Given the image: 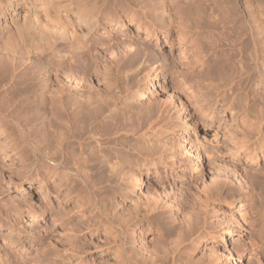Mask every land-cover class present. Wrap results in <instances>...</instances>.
<instances>
[{
  "label": "bare ground",
  "instance_id": "1",
  "mask_svg": "<svg viewBox=\"0 0 264 264\" xmlns=\"http://www.w3.org/2000/svg\"><path fill=\"white\" fill-rule=\"evenodd\" d=\"M217 1L0 0V227L17 239L31 240L34 248L33 258L26 259L20 250L2 246L0 264L35 260L38 264H228L227 260L237 264L236 258L245 255L258 258L264 250V167H255L246 179L239 176L247 185L244 191L221 179L220 171L214 173L203 191L206 212L217 200L226 206L237 204L238 212L232 219L217 216L221 236L215 235V228L198 232L206 229V223L201 221L197 228L190 218V193L187 189L176 194L167 190L162 171L167 155L145 139L154 123L163 122L164 130L173 129V118L164 107L135 101L139 97L149 101V95L160 87L153 83L151 91L147 84L150 73L162 62L148 48L150 39L157 41L158 35L170 49L176 48L180 66L173 68L181 76L204 68L205 54L200 52L198 36L215 33L212 31L222 9ZM247 24L251 44L244 43V38L236 39L237 64L226 66L218 79L242 73L243 81L229 79V86L243 92V83L250 89L235 98L256 108L255 136L247 138L239 132L241 112L234 110V98L227 102L216 99L209 118L216 116L220 122L214 130L202 128L204 133L195 149L202 147L204 154L218 161L223 159L224 150H231L232 158L226 164L234 167L242 159L254 165L259 154L264 155V58H260L264 57V42L259 43L264 35L254 30L251 22ZM129 25L144 38L128 32ZM210 35V44L216 45L215 35ZM230 57L226 56L229 61ZM245 58L251 67L244 63ZM164 59L161 68L168 69ZM96 78L102 80L105 92L84 97ZM12 97L11 109L10 104L4 105V99ZM24 105V111L30 113H36V106L44 108L46 136L53 139L59 133L60 137L55 154L51 147L45 153L31 144L21 122L26 116L15 114ZM190 125L185 121L183 141ZM24 147L29 148L28 153ZM194 157L193 165H197L199 153ZM151 170L160 181L149 183V196L134 198L135 189L148 183L145 178ZM173 173L172 178L177 174ZM23 190L27 195H38L37 206L23 194L11 202L3 199L5 193ZM118 204L123 207L118 209ZM247 207L253 211L249 222ZM237 215L242 223L247 222L248 245L234 251L214 249L206 263L203 259L194 261V253L208 239L221 237L224 241L233 232L244 230L235 222ZM47 218L51 227L40 232L27 234L19 225V221L30 222L33 230L38 229L33 224ZM82 221L84 226L79 227ZM97 228L111 236L113 256L106 249L112 259L107 262L92 258L89 249L94 245L81 233L85 230L95 235ZM176 229L187 239L174 244L168 238ZM54 235L62 237L56 247L50 240ZM147 235H151L149 244L145 242ZM94 250L104 252L100 245Z\"/></svg>",
  "mask_w": 264,
  "mask_h": 264
},
{
  "label": "rangeland",
  "instance_id": "2",
  "mask_svg": "<svg viewBox=\"0 0 264 264\" xmlns=\"http://www.w3.org/2000/svg\"><path fill=\"white\" fill-rule=\"evenodd\" d=\"M218 1H217L218 4L220 3L219 4L220 7L222 6L221 7L222 15L220 14L221 16L220 21L215 26V28H213L214 31H212L215 33L217 32L216 34L212 33L213 35H215L214 38L216 37L215 39L216 45L210 44L212 38L208 36L210 35L209 33H207L208 31L206 32L207 35L205 33L204 34L202 33L198 36L199 37L198 43L201 46L200 52L203 55L205 54L204 55L205 57H203L205 61L204 68L201 69L197 67L195 71L192 72L191 74H188L187 76H181L179 74V71L178 72H176L177 70L175 71L176 69L175 67L180 66V63H178L179 57L178 55H176L177 52L176 48L170 49L168 44L164 43L161 40L162 36L158 35L159 40L156 41L155 39H150L148 48L151 50V52H153V55L154 54L156 55V56L154 55L155 57L160 59L158 60L159 62L160 61L163 62L164 58H165L164 60L167 59L168 61H171V64L168 61H167L168 63L166 62V66L170 65L171 68L170 66L168 68L170 70H168L167 67L165 69V67L163 66H162L163 68H161L162 62L160 63L157 62V64L159 63L160 66L156 69L155 72L150 73L149 76L151 78L149 77L150 80L149 82H147V84L149 85L151 91H153L155 88V85L153 83L156 82L159 83L160 87L155 89V92H153V94L149 95V101L146 100V97L143 98L142 100L140 99L141 97H139L135 101L136 103L145 106L149 105L150 103L151 104L155 103L161 107H164L167 111H169V114H171L173 121L175 123L173 129L164 130L162 128L163 122L154 123L153 124L154 127L152 128L151 131H149V133H147L145 139L148 140L147 142H149V144H156L158 146V149L164 150L165 155H167L165 159L167 166L164 169H162L163 172L165 170L164 185L167 186V190L176 194L179 193L180 191L184 192L185 189H187L188 192L190 193L191 201L189 202L190 203L189 206L193 207L192 208L193 211L191 210L192 214L190 215V218L195 220L197 224L196 225L197 228L201 227L199 226V223L201 221L203 222L205 221L206 223V229L205 227L200 228L198 232L201 231L202 233H204L205 230L206 231L210 230L209 228H213V229L215 228L214 230L212 229L215 232V235L221 236L219 228L217 227L218 225L217 221H219V218H217V216L219 217V215L222 214L223 217L226 216L227 218L232 219V217H234L233 215L235 214V212H238L237 210L238 205L235 204L234 206H226L223 201L217 200L213 202L211 206V211L206 212L205 198L203 194L206 185H208L209 182H211L210 180L213 179L214 173L216 175V172L220 171L218 173L219 175L221 174L220 175L221 179L228 180L232 185H234L237 188L239 187V189L240 188L243 189V191L247 190L244 189V187H246L247 185L244 183V181L243 182L241 181V178L239 176L241 175L246 179V176L249 177L255 167L263 168L264 155L259 154L260 156H258L259 158L256 160L257 162H255L254 165L242 159V161L236 162L238 167L236 166L234 167L233 165L229 166V164H226L229 163V159L232 158L230 155V153H232L231 150L228 151L224 150V154L222 157L223 159L222 160L220 159L218 161L213 159L212 155L204 154V152L202 151V147L198 148V150L196 151L195 149L196 147H198V143L202 137V134L204 133V130L202 128L209 127L214 130L217 128L220 122L219 118L216 116H213L211 120L209 118L212 117L211 115L215 110L214 108L215 106H213V104L215 103L216 99L218 100L222 99V101L223 100L225 101L227 99L230 101L231 99L234 98L236 100L235 98L236 95L244 94V91L247 92L250 90L249 88H247L248 87L247 84H243V83H242L243 92L242 90H237L235 89V87L233 88L229 86V79L235 81V80H239L240 78L242 82L243 81V79H241L242 73L240 75L239 73L237 74L235 73L230 78L228 77L226 78L223 76L222 80L221 79L219 80L218 78H220L219 73H222L221 72L222 70L225 72V69H228L226 66H229V64L235 66L237 64L236 61L238 59V55H237L238 53L236 52L237 50L236 45L238 43H236L237 41L236 39L244 38V43L247 42L246 43L247 45L251 44L247 31L248 22L252 23L254 30L263 32L264 35V0H218ZM225 7L227 10L224 9ZM128 32L130 33L132 32L133 34L138 33L137 34L138 36L140 34L139 36L140 40L144 38L141 32L138 31L135 32V27L133 25L128 26ZM263 42H264V36H262L259 39L260 44H263ZM229 53H233V54H229ZM229 55L230 56L232 55V57H230L232 58L230 59V61L228 60V58H226V56L229 57ZM260 58H264V57L260 55ZM245 61L246 58L244 60V63L248 64V66L251 67L249 65L250 64L249 60L246 61L247 63ZM172 62L174 64H172ZM228 72L230 71H227V73ZM248 72L249 74L252 73V71L249 70ZM100 78H96L98 80L93 79L91 83L92 85L90 84L91 88L88 87V89H86V91L84 92L85 94L83 93L84 97L99 96L105 92L104 84ZM224 91H226V94L223 95L224 96L223 97L222 94ZM13 99H14L13 97L12 99L5 98L4 105L8 106L10 104L12 109L13 102L11 100ZM233 104H234V110L236 111V109L239 108L241 112L240 122L238 126L239 132L241 134H245L247 138H252L253 136H255V129H256L255 127L256 117H257L256 108L253 106V103H251L252 105L250 104V106L246 107V103L243 100L241 101V98L240 101L236 100ZM26 108L27 107L24 105V107L18 109L15 112V114L16 115L18 114V116H21L23 114L21 118L24 117V115L26 116L25 119H22L21 122L22 124L25 123L23 126H26L25 128H26L27 136L29 140L32 141L31 144H34L37 147V150H39L40 152H45V153H47L48 148L51 147V153L55 154L57 142L59 141L60 137H59V133L58 135H54L53 139L52 137L49 138L48 136H46L43 125V121L45 118L44 108L41 107L40 105L36 106V110H34L36 111V113H32V112L30 113V111H27L28 112L27 113L25 112ZM185 121L187 123H190L191 125L188 134L185 137L186 139L183 141L182 137L185 135L183 131V126ZM211 132L209 131V133ZM191 146L194 147L191 148ZM28 149H29L28 147L26 148L24 147V152L28 153L29 152ZM195 152H198L200 155V158L197 160L198 163L197 165H193V162L195 161L194 160ZM171 164L173 165L170 168L169 166ZM239 166H241V168ZM236 169L238 170L237 174H236ZM173 171H174L173 175L177 173L176 177L174 178H172L171 177L172 175L170 174ZM231 172L233 173V175ZM145 180L148 183L143 184L135 189L134 198L144 199L145 196H149L150 191L152 190L150 188L149 183L155 184L159 182L160 176L159 177L154 176L153 170H151L148 172ZM244 193H247V191ZM22 194L30 197L32 202H34V204L37 206L38 195L35 196L27 195L26 191L24 190L21 193L18 192L5 193L3 194L4 195L3 199L6 198L5 200L11 202L12 200L17 199L18 196H22ZM127 203H128L127 204L128 207L130 204L129 202ZM116 207L118 209H121L123 207V204H118L116 205ZM250 207L246 208L247 222H249V219L253 214V211L251 210ZM78 215L79 216L77 217L80 218L81 214L78 213ZM86 216H89L88 213ZM235 218H236L235 222L238 224L241 223L240 226H242L244 230L240 229L237 232H233V234L227 236L224 241L220 240L221 237L214 238L216 240L208 239L204 244L200 245L199 250H197L194 253L193 256L194 261L199 260L198 262H201V260L203 259V261L206 263L207 262L206 260H208L211 256H213L211 255L212 254L211 250L214 249L220 251L222 250L234 251V248H236L237 246H241L243 244L248 245L249 239L251 237L247 233L249 231L247 222L242 223L243 221L240 220V218H238V215L235 216ZM19 222H20L19 225L21 226L20 227L21 230L27 234L36 232V230L37 232H40L44 228L51 227V220L49 218H47L46 221H41V222L38 221L37 223H34L33 225L37 226L36 228H38V229H34L35 231L32 229V227H30V224L32 225V223L28 222L26 223L27 224L26 225L25 223H21V221ZM238 224L237 226L236 225L234 226L238 227L239 226ZM78 226L83 227L84 221H82ZM177 229L179 230L180 228ZM177 229L174 230V233L171 234L168 238L174 244L175 242H179L178 239H187V237L185 235L182 236L181 233L177 231ZM97 230L98 233L95 232V235L93 234L91 236L85 230L81 232L84 234L85 239L90 240L92 246L94 245L93 248L89 249V252H92L91 254L92 258L96 260V262L99 260L105 262H107L108 259L112 260L110 259V255L106 254L105 252V250L107 249L108 251H111L110 252L111 257L113 256L112 255L113 244H111L110 242L111 236L108 233L102 232L101 231L102 229L97 228ZM176 232H178L182 237ZM17 238H18L17 235L11 234L9 233L8 230H5L4 228L0 227V249L2 246H5L9 250L12 249V251L15 248L14 251L20 250L23 258L26 259L33 258L34 248L32 249L31 240L17 239ZM150 239H151V235H147L145 237V242L149 244ZM50 240L52 242L51 244H53L55 247L58 244L62 243L60 242V240H62V237H58L56 235H54L53 239ZM184 244L187 243L185 242ZM97 245H100L104 252L98 253L96 250H94ZM172 245L173 244H171L170 247ZM64 246L65 245H63V247ZM165 249L167 250V248ZM233 257L235 258L237 257L234 252H233ZM186 259H187L186 256H184L183 260L186 261ZM236 261L237 264H259V263L264 264V250H262L260 254H258V258H255L252 255L250 256L245 255L240 260L236 258ZM216 263H220V262H216ZM227 263L233 264L232 261L230 260H227ZM28 264H38V262L35 260Z\"/></svg>",
  "mask_w": 264,
  "mask_h": 264
}]
</instances>
